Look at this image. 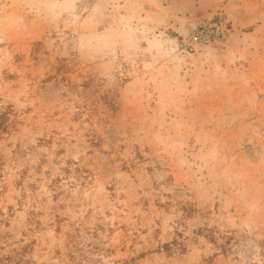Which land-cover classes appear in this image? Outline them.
<instances>
[{
	"label": "rangeland",
	"instance_id": "rangeland-1",
	"mask_svg": "<svg viewBox=\"0 0 264 264\" xmlns=\"http://www.w3.org/2000/svg\"><path fill=\"white\" fill-rule=\"evenodd\" d=\"M0 264H264V0H0Z\"/></svg>",
	"mask_w": 264,
	"mask_h": 264
},
{
	"label": "built area",
	"instance_id": "built-area-1",
	"mask_svg": "<svg viewBox=\"0 0 264 264\" xmlns=\"http://www.w3.org/2000/svg\"><path fill=\"white\" fill-rule=\"evenodd\" d=\"M206 34H207V30L205 28H199L194 32L192 39L194 41L201 40V39L205 38Z\"/></svg>",
	"mask_w": 264,
	"mask_h": 264
}]
</instances>
